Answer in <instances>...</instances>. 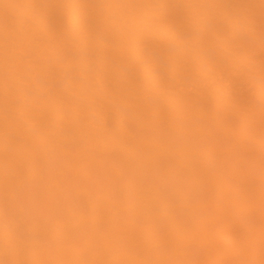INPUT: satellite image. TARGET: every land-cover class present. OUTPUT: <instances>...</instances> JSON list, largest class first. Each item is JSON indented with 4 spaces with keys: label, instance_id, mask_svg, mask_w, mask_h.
<instances>
[{
    "label": "bare ground",
    "instance_id": "obj_1",
    "mask_svg": "<svg viewBox=\"0 0 264 264\" xmlns=\"http://www.w3.org/2000/svg\"><path fill=\"white\" fill-rule=\"evenodd\" d=\"M0 264H264V0H0Z\"/></svg>",
    "mask_w": 264,
    "mask_h": 264
}]
</instances>
